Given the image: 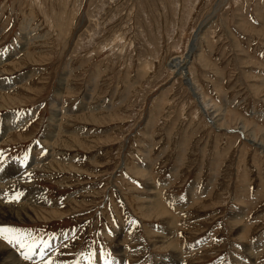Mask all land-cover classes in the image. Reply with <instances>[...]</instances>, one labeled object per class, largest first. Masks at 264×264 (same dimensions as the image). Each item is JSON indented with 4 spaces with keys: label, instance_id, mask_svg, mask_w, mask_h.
I'll list each match as a JSON object with an SVG mask.
<instances>
[{
    "label": "rangeland",
    "instance_id": "rangeland-1",
    "mask_svg": "<svg viewBox=\"0 0 264 264\" xmlns=\"http://www.w3.org/2000/svg\"><path fill=\"white\" fill-rule=\"evenodd\" d=\"M0 158L59 264H264V0H0Z\"/></svg>",
    "mask_w": 264,
    "mask_h": 264
},
{
    "label": "snow or ice",
    "instance_id": "snow-or-ice-1",
    "mask_svg": "<svg viewBox=\"0 0 264 264\" xmlns=\"http://www.w3.org/2000/svg\"><path fill=\"white\" fill-rule=\"evenodd\" d=\"M19 164L21 167H24L27 164V157L20 160ZM4 160L0 158V171L4 170ZM7 195V194H6ZM23 196V193H15L12 196H7V203H17L20 198ZM23 230L20 228H15L11 226H0V241H3L7 246L12 249H19V257L22 258L27 264H31L34 258L36 264H59V258L57 260H52L46 258L51 255V244L50 241L43 240L39 237H28V242L25 241L23 235ZM95 253L88 254V264H93L92 257ZM100 259L103 261V264H114L113 261L105 259V253L100 251ZM76 264H80L79 261H76Z\"/></svg>",
    "mask_w": 264,
    "mask_h": 264
},
{
    "label": "bare ground",
    "instance_id": "bare-ground-1",
    "mask_svg": "<svg viewBox=\"0 0 264 264\" xmlns=\"http://www.w3.org/2000/svg\"><path fill=\"white\" fill-rule=\"evenodd\" d=\"M194 50V48H192L191 49V51H190V53H192V51ZM188 58H189V56H187ZM189 63V61L187 60V59H185V60H183V59H179V60H175V61H172V64H174V66H173V68L174 69H179V73H181V74H184V76H185V79L187 80V85L188 86H190V88H191V91L193 92V94H194V96L195 97H199V96H196L197 95V90L195 89V86H194V89H195V92H194V89L191 87V84H190V82L192 81V80H190L189 81V75H188V73H184L183 72V70L185 69V66L187 65V64ZM177 72V71H176ZM193 86V85H192ZM204 112H205V110H203ZM206 113V112H205ZM207 115V114H206ZM211 117H212V119L214 120V116L213 115H211ZM215 122V121H214ZM14 178H16V175H10V176H6V178L4 179V181L3 182H1V180H0V182L2 183V185L3 186H5V185H7V182L9 183V188L12 190V187H13V189H15L16 190V186L18 185V183H16V180L14 179ZM11 179V181H9ZM14 179V182H12V180ZM7 180V182H5ZM8 188V189H9ZM10 190V191H11ZM12 192V191H11ZM11 196L13 195V192L10 194ZM6 198V197H5ZM13 206L14 205H12V204H10V203H7L6 201H5V199L1 202V205H0V223H3V219H5V218H7L8 216H10L11 215V213L13 212V210H14V208H13ZM23 209V208H22ZM23 211L25 212V213H27L28 211L27 210H25V209H23ZM14 215V214H13ZM17 215H18V217H21V216H19V214L17 213ZM30 216V215H29ZM9 219H11V218H9ZM6 220V219H5ZM7 248H1L0 247V260L2 261V262H4V264H16V262H18V260L14 257V255H15V253L13 252H8L7 250H6ZM16 252V251H15ZM251 255L253 256V255H255V253H251ZM251 258H253V257H251ZM0 261V262H1ZM1 264V263H0Z\"/></svg>",
    "mask_w": 264,
    "mask_h": 264
},
{
    "label": "water",
    "instance_id": "water-1",
    "mask_svg": "<svg viewBox=\"0 0 264 264\" xmlns=\"http://www.w3.org/2000/svg\"><path fill=\"white\" fill-rule=\"evenodd\" d=\"M194 42H195V40L192 41V44H191L190 47L195 46V48H196V45H194ZM191 54H192V53H191Z\"/></svg>",
    "mask_w": 264,
    "mask_h": 264
}]
</instances>
